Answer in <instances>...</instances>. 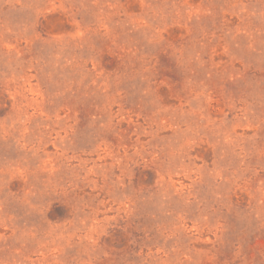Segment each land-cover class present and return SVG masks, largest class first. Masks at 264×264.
Instances as JSON below:
<instances>
[{"label": "rangeland", "instance_id": "1", "mask_svg": "<svg viewBox=\"0 0 264 264\" xmlns=\"http://www.w3.org/2000/svg\"><path fill=\"white\" fill-rule=\"evenodd\" d=\"M0 264H264V0H0Z\"/></svg>", "mask_w": 264, "mask_h": 264}]
</instances>
